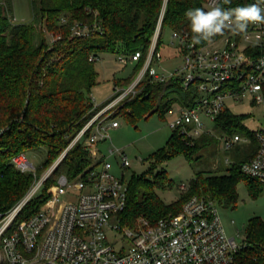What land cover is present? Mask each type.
<instances>
[{"label":"trees","instance_id":"trees-1","mask_svg":"<svg viewBox=\"0 0 264 264\" xmlns=\"http://www.w3.org/2000/svg\"><path fill=\"white\" fill-rule=\"evenodd\" d=\"M257 0H225L219 7L231 10L256 5ZM164 0H29L33 21L13 24L0 12V211L8 212L28 192L34 182L31 173L17 171L12 159L28 150L44 146L47 158L42 170L50 166L68 147L71 139L93 117L96 110L91 98L92 89L98 84L96 61L105 53L122 55L141 51L142 59L135 63V73L144 64ZM207 0H168L163 17L158 50L162 52L164 33L188 35L194 40L189 10L205 8ZM12 11V7L9 6ZM75 24L86 26L91 34L76 37L72 34ZM225 29L223 34H227ZM216 34L210 39L219 38ZM210 39H200L198 46ZM137 75V74H136ZM131 81H130V80ZM134 77L117 85L129 86ZM140 92L119 109L120 117L136 124L154 113L162 117L175 104L189 106L192 98L181 96L180 84L169 81L151 83L145 80ZM177 92L176 97L167 93ZM215 131L220 134L243 133L250 138V151L242 160L233 163L228 174L213 175L208 171L195 174L188 191L170 205L165 204L155 189H165L172 184L166 179L165 170L156 166L183 156L189 162L200 158V150L216 143L214 136L205 135L186 144L173 130L166 146L153 154V180L133 177L129 183L128 202L121 214L125 226L134 228L143 217L154 224L169 214H178L184 203L194 195L210 197L227 208L238 203L237 185L244 181L253 197L260 195L264 186L245 175L242 165L252 159L258 144L253 131L242 124V117L224 110L215 121ZM239 133V134H240ZM237 149V148H236ZM241 150V149H237ZM92 165L89 152L82 143L76 144L48 179L41 194L23 209L18 217L24 221L39 212L57 188V178L65 174L74 180ZM42 170H40L42 172ZM167 181V182H166ZM244 247L236 257V264H264V221H251L244 240Z\"/></svg>","mask_w":264,"mask_h":264},{"label":"built area","instance_id":"built-area-1","mask_svg":"<svg viewBox=\"0 0 264 264\" xmlns=\"http://www.w3.org/2000/svg\"><path fill=\"white\" fill-rule=\"evenodd\" d=\"M167 1L163 2L144 64L132 83L116 90V98L93 115L43 176L36 177L37 171L25 153L12 159L17 171L34 174L35 179L15 206L8 212L0 211V264H236L245 244L228 236L217 202L208 197L194 195L178 214H169L154 224L140 217L136 227L125 226L121 214L127 207L129 184L124 175L112 174L109 160L118 155L122 168L130 167L131 162L122 149L110 148L108 156L100 149L110 140L107 131L120 126L117 119L105 120L104 114L125 98L135 96L145 80L163 84L174 81L190 92V105H178L179 114L169 123L186 144L208 135L219 139L228 151L247 141L239 133L216 136L214 125L228 109L227 100L256 94L255 103H264V23L249 22L242 32L229 29L202 46L188 35L173 33L181 65L173 71L159 72L157 66L162 65L164 55L158 50V42ZM223 2L207 0L205 8L210 11ZM256 5L264 9V0H257ZM4 7L0 2V12ZM72 34L87 37L91 32L75 24ZM142 57V52L136 51L120 55L119 61L135 64ZM174 110L173 106L168 112ZM206 122L213 124L211 130ZM253 134L258 149L241 170L264 186V131ZM79 143L89 152L91 167L74 180L60 175L44 207L19 221L23 209L41 194L66 154ZM66 195L69 200L63 199ZM107 232H114L116 238L110 240Z\"/></svg>","mask_w":264,"mask_h":264},{"label":"rangeland","instance_id":"rangeland-1","mask_svg":"<svg viewBox=\"0 0 264 264\" xmlns=\"http://www.w3.org/2000/svg\"><path fill=\"white\" fill-rule=\"evenodd\" d=\"M0 2L5 4L2 13L7 15L13 24L31 23L33 21V12L29 0H0ZM9 6L12 7V11L9 9ZM163 36L164 47L162 53L164 55V61L162 65L157 66V69L159 72H163V69L173 71L181 65L182 58L174 46L175 40L172 38V34L166 31ZM120 55H122V52L118 49L115 53L103 54L96 61L98 84L91 92V98L94 103L93 109L96 110L95 114L116 98V90L118 88L128 87L127 84L131 80L129 79L130 81L125 83V86L117 85V88H115L116 82H122L129 77H136V64L132 62H129L127 65L122 64L119 61ZM178 95L174 91L167 93L169 97H176ZM135 96L125 98L104 114L103 118L105 120L117 119L120 126L115 129H109L107 133L110 135V140L100 145L103 155L108 156L109 149L114 147L122 149L128 156L131 162V166L128 168L120 167V157L118 155L109 160L113 164L112 174L116 177L124 175L127 184L132 181L134 176L145 177L148 180L154 179V174L157 170L154 173L150 172L154 163L152 156L166 146L168 139L173 133V130L169 127V123L179 114L178 104H175L174 113L167 112L164 114V117L160 113H154L149 118H143L136 124H131L124 117H120L119 109ZM181 96L184 99L187 96L188 98L192 97L191 95H186L184 92H181ZM255 98L256 94H249L238 101L233 99L227 100L226 106L233 114L242 117V124L247 130L264 131V103L257 105ZM206 124L207 128L211 130L213 124L210 122H206ZM217 135L220 134L216 132ZM240 135L244 139H247V141L241 142L232 150H224L222 142L218 139L216 143L200 150V158L193 160L192 163L185 157L180 156L156 166L158 169L165 170L166 179L169 180L168 183L170 182L172 184L171 187L165 189L156 188V194L165 204L170 205L177 202L182 195L186 194L197 172L208 171V173H212L213 175L228 174L231 165L242 160L244 155L250 151L251 140L243 133H240ZM236 148L241 150H237ZM25 154L28 161L37 171L36 177L38 179L60 157L50 166L46 167V170H42L47 158V150L44 146H41L37 150H28ZM33 176L35 179L34 174ZM53 178L51 177V182L54 180ZM182 186H186V190H183ZM237 194L238 203L234 209L227 208L223 203L215 201L219 206L222 222L228 236L234 238L237 243H243L247 238V231L251 221L254 219L264 221V189L259 196L253 197L246 183L242 181L237 185ZM208 198L212 199L210 197ZM63 199L69 200V196L66 195ZM107 234L110 240L116 238L114 232H107ZM119 239L121 238L119 237ZM119 246L121 245H116L118 250H120Z\"/></svg>","mask_w":264,"mask_h":264},{"label":"clouds","instance_id":"clouds-1","mask_svg":"<svg viewBox=\"0 0 264 264\" xmlns=\"http://www.w3.org/2000/svg\"><path fill=\"white\" fill-rule=\"evenodd\" d=\"M227 2L228 0H225V3ZM262 13H264V9L253 4L231 10L215 7L208 12L197 8L189 10L186 16L191 21L192 32L197 34L194 37V42L199 43L200 39L208 40L216 34L222 35L225 29L242 32L246 30L249 22L264 23V14Z\"/></svg>","mask_w":264,"mask_h":264}]
</instances>
